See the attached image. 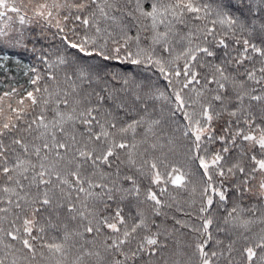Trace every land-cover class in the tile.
Returning a JSON list of instances; mask_svg holds the SVG:
<instances>
[{
    "label": "snow or ice",
    "instance_id": "1",
    "mask_svg": "<svg viewBox=\"0 0 264 264\" xmlns=\"http://www.w3.org/2000/svg\"><path fill=\"white\" fill-rule=\"evenodd\" d=\"M0 264H264V0H0Z\"/></svg>",
    "mask_w": 264,
    "mask_h": 264
}]
</instances>
